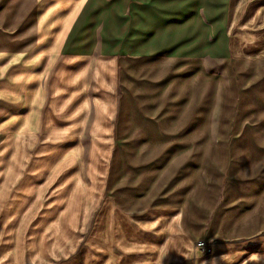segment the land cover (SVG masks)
Returning <instances> with one entry per match:
<instances>
[{
	"label": "rangeland",
	"instance_id": "374dc122",
	"mask_svg": "<svg viewBox=\"0 0 264 264\" xmlns=\"http://www.w3.org/2000/svg\"><path fill=\"white\" fill-rule=\"evenodd\" d=\"M200 6L211 41L201 47L212 55L193 62L202 68L197 75L206 78L189 79L182 94L193 93L199 99L195 105L210 113L211 145H197L194 154L217 171L216 165L226 162L213 144L226 127L230 134L222 142L229 154L239 128L248 124L242 125L241 109L249 114L258 106L259 100L241 104V96L264 95V0H153L145 10L155 18L182 17L177 25L165 24L163 41L172 30L202 41L207 27ZM119 8L120 1L101 12L110 32L121 29ZM52 18L38 52L16 62L0 61V264H264V239L218 244L214 256L202 255L197 241L213 248L217 239L208 232L192 243L170 210L116 208L106 179L121 137L122 55H62L54 44L65 23L62 14ZM147 23H153L151 17ZM226 46V53H219ZM246 80L254 82L246 86ZM12 95L16 104H10ZM195 116L200 122L201 115ZM236 149L216 208L224 202L229 175L238 164L234 160H241L246 175L256 173L260 164L249 160L248 150ZM209 222L211 227L213 219ZM213 257L221 262H205Z\"/></svg>",
	"mask_w": 264,
	"mask_h": 264
},
{
	"label": "crops",
	"instance_id": "0c3cea01",
	"mask_svg": "<svg viewBox=\"0 0 264 264\" xmlns=\"http://www.w3.org/2000/svg\"><path fill=\"white\" fill-rule=\"evenodd\" d=\"M119 1L118 19L122 26L110 32L101 12ZM152 1L0 0V61L16 62L19 57H27L44 47V29L48 21L54 20L53 13L62 14L65 23L54 44L62 55L82 57L99 52L110 58L121 54L123 93L118 122L121 137L106 179L107 194L113 204L123 212L170 210L192 243L209 232V237L217 241L210 254L201 252L202 255L214 256L218 244L259 243V239H264V95L250 99L241 96V104L248 100L259 102L249 114L241 109L242 125L248 124L239 128L238 137L229 144V154L227 143L222 142L230 134L226 127L222 130L224 137L213 144L222 152L224 165L221 161L216 165L218 170L211 171L209 164L195 159L198 146L211 145L210 113L195 105L199 99L193 93L188 96L182 93L190 86L189 79L206 78V74L197 75L202 68L193 63L212 55L201 47L204 41L211 42L209 26L201 16L202 10L205 15L206 12L203 6L199 7L202 23L207 27L202 41L183 31L178 36V30L170 31L169 36L166 33L163 41L165 24L177 25L182 17L155 18L145 10ZM61 6L70 8L57 11ZM149 17L153 20L151 25L147 23ZM109 38L108 48L105 42L109 44ZM113 40L120 42L113 45ZM226 51L227 46L219 53ZM249 80L246 86L254 82ZM9 100L10 104L18 102L15 95ZM195 115H201L200 122ZM236 148L248 150L249 160L260 164L256 173L246 175L241 172V160H234L238 164L229 175L224 202L216 208L223 179L233 161L229 159L231 151ZM213 210L216 213L210 227ZM197 258L202 261L199 254ZM205 262L221 260L213 257Z\"/></svg>",
	"mask_w": 264,
	"mask_h": 264
},
{
	"label": "built area",
	"instance_id": "2783aa9c",
	"mask_svg": "<svg viewBox=\"0 0 264 264\" xmlns=\"http://www.w3.org/2000/svg\"><path fill=\"white\" fill-rule=\"evenodd\" d=\"M196 247L204 254H210L212 252V244H210L206 240H198L196 243Z\"/></svg>",
	"mask_w": 264,
	"mask_h": 264
}]
</instances>
